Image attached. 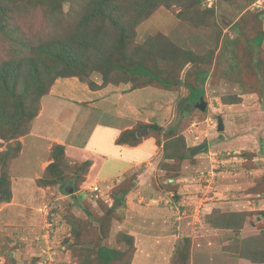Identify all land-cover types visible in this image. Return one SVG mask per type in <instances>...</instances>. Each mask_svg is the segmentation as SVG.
I'll return each instance as SVG.
<instances>
[{"label": "rangeland", "instance_id": "rangeland-1", "mask_svg": "<svg viewBox=\"0 0 264 264\" xmlns=\"http://www.w3.org/2000/svg\"><path fill=\"white\" fill-rule=\"evenodd\" d=\"M191 1L159 2L136 26L134 42L142 44L161 33L175 48L189 50L193 64L184 68L187 80L192 74L186 71L195 70L194 63L211 75L203 85L206 109H198L196 102L189 106L188 90L181 86L132 91L129 84L116 85L130 125H154L144 138L154 140L159 160L149 159L155 165L140 185L138 174L150 167L144 160L122 175L112 157L101 158L93 171L81 165L76 146L86 140L95 121H115L116 116L101 114L108 113L103 104L110 101L101 99L102 92L93 94L77 77H55L30 102L34 116L22 135L3 139L0 134V171L9 194L7 201L0 197V264H101L96 258L99 244L118 252L110 264H264V39L250 51L231 27L246 15V32H264V0H201L197 25L184 20L183 5ZM256 4L259 10H254ZM62 5L71 11V4ZM36 13L33 18L25 12L15 24L43 21L41 10ZM31 32L24 31V36ZM3 40L0 36V61L11 53ZM172 74V79L179 75ZM100 77L96 71L89 74L95 82ZM217 116L223 120L222 132L216 128ZM31 133L66 142L70 157L64 145L51 153L55 144L62 145L54 139L47 148L41 144L45 139L30 142ZM25 135L30 138L23 146ZM204 142L208 147L192 151ZM6 148L16 153L4 156ZM167 153L186 158L165 159ZM38 158L46 160L43 170ZM49 164L52 168L45 171ZM67 181L74 188L64 193L61 185ZM155 181L161 193H156ZM94 184L96 192L91 190ZM234 212L244 219L230 229L229 220L220 217ZM250 251L259 256L246 257Z\"/></svg>", "mask_w": 264, "mask_h": 264}, {"label": "trees", "instance_id": "trees-1", "mask_svg": "<svg viewBox=\"0 0 264 264\" xmlns=\"http://www.w3.org/2000/svg\"><path fill=\"white\" fill-rule=\"evenodd\" d=\"M172 1L175 0H0V36L5 37L2 46L11 49L6 59L0 61L1 138L13 139L27 130L26 123L34 116L29 108L30 102L45 92L57 76L77 77L87 82L92 90L120 83L129 84L132 90L146 86L169 90L181 86L188 90L186 100L189 106L197 102L204 94L203 85L211 75L204 66L194 63L196 69L186 71L188 76L192 74V78L187 80L183 71L188 63H192L189 50L175 48L161 33L149 36L142 44L134 42L139 22L147 18L159 2L166 4ZM176 1L183 4L182 0ZM63 2L71 4L72 9L68 13L63 10ZM200 4L201 0H193L183 5L184 20L197 25L194 18L201 15L198 10L201 9ZM259 9L256 7L254 10ZM38 10H41L43 21L24 26L15 24V20L25 12L37 18ZM248 21L246 15H240L232 21L231 27L251 51L261 46L264 32H246L244 26ZM26 30L32 31L31 34L24 36ZM246 33L245 39L243 35ZM93 71L101 74L99 83L89 79ZM173 71L179 74L175 79L171 77ZM254 76L255 82L260 84L258 77ZM153 127L150 123H143L141 128L137 124L122 130L115 143L135 146L149 135ZM18 145L19 141L13 146L16 152ZM54 147L51 153L55 149L63 150V145L55 144ZM10 154L13 155L6 148L4 156ZM163 157L173 160L186 158L170 153ZM81 165L87 168L91 161L83 160ZM50 166L44 170L49 171ZM58 171L55 168L53 173L57 175ZM4 183L5 175L0 171V192L3 200L7 201L9 194ZM65 184L61 189L68 193L73 186L70 181ZM220 218L227 219L224 222L229 220L226 227L230 229H236L244 219L242 213L235 212L223 214ZM245 256L255 260L259 255L258 251H250ZM117 257L116 250L99 244L96 250L99 263L110 264Z\"/></svg>", "mask_w": 264, "mask_h": 264}, {"label": "crops", "instance_id": "crops-1", "mask_svg": "<svg viewBox=\"0 0 264 264\" xmlns=\"http://www.w3.org/2000/svg\"><path fill=\"white\" fill-rule=\"evenodd\" d=\"M71 80L74 81V79H71ZM96 82L99 83L98 81H96ZM108 85H112V84H108ZM108 85H106L100 89H97L94 91L91 90V91H93L92 92L93 94L102 92L103 94L99 95V96H101V99H108L110 101V103H108V104H103V106L106 109H108V113L105 111H100V113L103 115H106V116L107 115H115L116 120L115 121L106 120V122H105V120L95 121L92 124V126L90 127V130L87 134L86 140H84L83 143L78 144V146H76V148L74 149V150H76L75 154L78 152L79 156L82 157V160H86V159L90 160L91 161L90 169H92V171H93L94 167L97 166V161H99L101 158L112 157V160L117 163L115 171L120 173L121 175L125 171L126 168L128 169L129 167H131V165L132 166L137 165V162L139 160H141V161L144 160V162L147 163L149 161V159L152 158L153 160H155L154 163L157 164L160 154L158 153L159 149L155 145L154 140L152 138H150V137L149 138H143L142 142L139 143L138 145H135V146L118 145L115 143V139L119 135L121 130L126 128V127L128 128L129 126H132V124L130 125V122H128V119L126 117V113L124 112V110H126V108L122 107L123 96H122V93L120 92L119 87H117L116 85H112V86H115L116 89L114 91H109L107 89ZM119 85H121V84H119ZM87 90L89 91L90 89H87ZM134 90H137V89H134ZM125 91H129V90L125 89ZM99 100H100V98H98L97 101H99ZM96 102H93V103H96ZM131 108H132L131 110L134 109L133 106H131ZM110 111H112L114 114H110ZM124 118H126V120ZM121 123H123V124H121ZM29 136L33 137L30 140V142H32V143L34 141H39L40 139H38V138H41V140L45 139L44 143H41V144L44 145L46 148H47V143L49 144V142H51L54 139L52 137L48 138L47 136L41 135L39 133H35V134L31 133V134H29ZM29 136L25 135L24 137H22L23 138L22 139L23 146H24V144L27 145L26 140L28 139ZM57 137H59V136H57ZM54 140H55V142L62 143V145H64V147H65V152L68 154V150L66 148L67 145L65 144L66 142H64L58 138H56ZM157 153H158V155H156ZM68 156H69V154H68ZM71 158L74 159V157H72V156H71ZM38 160L40 163V170H43L44 162L46 160L43 161V159L40 160L39 158H38ZM154 163L148 162V164H150V167H147L148 169H146L141 174H138L137 180H135L136 185H140L143 180L148 179V177H149V175H151V173H149L147 171L152 170L153 165H155ZM158 176H159V174H158ZM154 183L157 187H159L160 183L158 181H155ZM184 185H186V184H183V186ZM161 192L162 191L160 190V187L158 188V192H157V188H156V193H161Z\"/></svg>", "mask_w": 264, "mask_h": 264}, {"label": "water", "instance_id": "water-1", "mask_svg": "<svg viewBox=\"0 0 264 264\" xmlns=\"http://www.w3.org/2000/svg\"><path fill=\"white\" fill-rule=\"evenodd\" d=\"M195 106L201 111H204L206 109V102L203 100L202 96L199 97L198 101L195 103ZM216 120H217V125H216L217 131L222 132L224 130L223 120L220 116H217ZM206 147H208V143L204 142L194 147L192 151L198 152V151L205 149ZM68 191H71V189H68ZM2 196H3V193L0 192V197Z\"/></svg>", "mask_w": 264, "mask_h": 264}, {"label": "built area", "instance_id": "built-area-1", "mask_svg": "<svg viewBox=\"0 0 264 264\" xmlns=\"http://www.w3.org/2000/svg\"><path fill=\"white\" fill-rule=\"evenodd\" d=\"M256 7H259V8H260V6L257 5V4H256ZM256 7H254V8H256ZM91 190H92V191H96V190H98L97 185H96V184L92 185V186H91Z\"/></svg>", "mask_w": 264, "mask_h": 264}, {"label": "clouds", "instance_id": "clouds-1", "mask_svg": "<svg viewBox=\"0 0 264 264\" xmlns=\"http://www.w3.org/2000/svg\"><path fill=\"white\" fill-rule=\"evenodd\" d=\"M98 187V186H97ZM98 190H99V187H98ZM98 190H96V191H98ZM96 191H93V192H96Z\"/></svg>", "mask_w": 264, "mask_h": 264}]
</instances>
